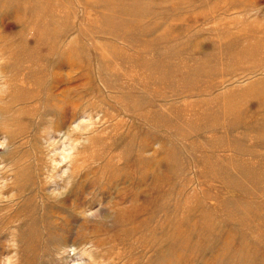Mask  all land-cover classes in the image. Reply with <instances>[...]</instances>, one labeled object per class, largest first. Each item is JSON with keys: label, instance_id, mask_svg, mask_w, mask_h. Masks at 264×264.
Listing matches in <instances>:
<instances>
[{"label": "rangeland", "instance_id": "1", "mask_svg": "<svg viewBox=\"0 0 264 264\" xmlns=\"http://www.w3.org/2000/svg\"><path fill=\"white\" fill-rule=\"evenodd\" d=\"M0 264H264V0H0Z\"/></svg>", "mask_w": 264, "mask_h": 264}, {"label": "bare ground", "instance_id": "2", "mask_svg": "<svg viewBox=\"0 0 264 264\" xmlns=\"http://www.w3.org/2000/svg\"><path fill=\"white\" fill-rule=\"evenodd\" d=\"M73 110H74V114H76V113L78 112L77 109H73ZM74 114H73V115H74ZM60 148H61V147H60Z\"/></svg>", "mask_w": 264, "mask_h": 264}]
</instances>
